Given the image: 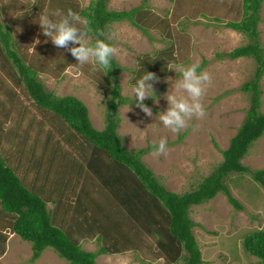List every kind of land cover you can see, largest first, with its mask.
I'll return each instance as SVG.
<instances>
[{"label":"rangeland","instance_id":"rangeland-1","mask_svg":"<svg viewBox=\"0 0 264 264\" xmlns=\"http://www.w3.org/2000/svg\"><path fill=\"white\" fill-rule=\"evenodd\" d=\"M61 1L0 0V20L2 23L10 24L11 48L14 51L17 52L16 47H18V52H24L28 61L35 60L33 57L36 52H40L39 56L44 54V60H51L47 72L39 73V79L45 89L56 95L70 94L82 100L88 107L91 123L100 130L105 126L113 75L111 80L110 76L106 78L102 71H92L91 65L81 67L66 49L56 46L53 50L49 49L53 46L50 44L52 42L43 35L37 22L42 10L49 13L55 10L61 12H64L63 9L69 10L70 2L73 0ZM75 1L80 8H84L93 0ZM242 1H106L109 10L142 7L146 12L147 17L143 25L148 35L128 20H122L111 22L103 32V39L117 49L113 60L119 66L117 76L120 94L126 102L118 106L117 110L120 117L118 125L120 138L128 150L145 149L146 154L142 158L144 163L170 191L176 193L188 191L211 173L222 161L221 150L227 148L230 138L236 134L245 119L250 104V94L242 90V85L253 78L255 61L246 57L229 59L220 56L247 43L245 35L225 26L229 21H239L242 18ZM59 4L65 6L61 7ZM80 17L84 20L82 16ZM260 17L258 29L264 47V1L260 8ZM86 39L94 43L97 37L87 34ZM171 45L174 47L172 56L175 58V62L171 65L189 66L198 63L201 66L203 63L202 69L198 72H207L210 76V83L206 86L203 97L206 115L202 119L190 120L188 126L178 134L166 129L158 118L160 112L168 107L165 94L174 90L168 78L172 81L179 80L178 71L176 73L174 69L167 67V73L158 76V81L152 82L155 100L148 98L144 101L152 109L151 117L136 106L132 93L143 56L149 55L153 58L157 51L169 49ZM4 53L0 50V87L2 88L0 120H4L3 115L6 113L8 119L5 124V136L3 133L0 143V156L12 158L15 155L17 174L23 178L28 187L33 185L35 191L42 190L43 192L39 194L48 201V198L55 193L59 195V191L67 189L56 183L60 176L57 161L61 156L53 157L50 150L55 140H57L55 147L57 144L65 147L66 140L63 136L69 131L50 113L40 112L23 87L15 86L11 78L7 77L6 69L8 68L9 75L13 69L11 63L10 66L5 64V60L8 59L4 58ZM71 58L73 60H70ZM65 60L70 62L65 63ZM28 61L27 64L30 62ZM260 87L262 90L260 111L264 113V71ZM12 88L15 90L13 92L15 97L11 96L9 89ZM7 90L9 92H5ZM31 117L33 129L29 130L30 134L34 132L36 135L38 129L44 128L40 136L45 139L49 132L52 133L49 150L41 155L43 160L39 165L40 169L37 170L38 176L31 175L33 161L28 159L32 155L33 144L23 140L25 126ZM56 124L60 125L62 132L58 131ZM162 138L167 140V152L159 156L154 155L152 145ZM72 141L73 147L78 146L77 139L72 138ZM72 146L69 145L70 148ZM36 154L40 155L41 150H37ZM11 158L7 161L8 165ZM50 158H52L51 162ZM78 159L81 157L78 156ZM241 162L250 170L264 168V134L248 148ZM224 182L234 198L242 205L240 209L230 204L223 193H218L209 201L193 205L189 209L193 234L201 252L200 264H260L258 258L245 251L243 240L248 233L264 228V186L254 181L250 172H232ZM79 188L80 186L73 184L71 190H66L67 193L63 194L62 199L59 196L54 197L57 201L61 200L59 203L48 207L56 225H60L66 233L70 231L84 249L94 251L109 241L101 235V240L97 243L96 239L100 238L98 235L91 237L90 231L80 233L79 230H73L76 228L75 222L78 221L73 213V205ZM0 222L5 226L0 227V232L7 233L6 242L0 241V249L4 250L0 253V264H67V261L59 257L51 247L45 248L38 259L31 261L30 242L21 239L15 233H9V228L5 225L7 221L0 219ZM118 222L117 230L129 231L123 221L118 220ZM131 238L138 245L137 247L117 253L119 255L98 256L96 264H163L167 261L152 238L145 235L142 237L141 233L136 232H131ZM116 242L120 247L123 240L118 238ZM177 264H182V261Z\"/></svg>","mask_w":264,"mask_h":264},{"label":"trees","instance_id":"trees-1","mask_svg":"<svg viewBox=\"0 0 264 264\" xmlns=\"http://www.w3.org/2000/svg\"><path fill=\"white\" fill-rule=\"evenodd\" d=\"M106 1L93 0L87 7L80 8L73 0L70 2L69 10L88 21L91 31L87 34L100 39H103V32L111 22L122 20H128L148 35L143 25L147 15L142 7L109 10ZM263 1H242V18L239 21H229L225 26L245 35L247 43L220 54L229 59L246 57L255 61L253 78L242 85V90L250 94V104L245 119L236 134L230 138L227 148L221 150L222 161L211 173L183 193L170 191L160 183L152 169L142 159L146 154L145 149L128 150L124 146L118 133L120 117L117 110L118 106L126 102L120 94L117 76L119 66L113 59L112 68L106 74V78L110 76V79L113 75L111 98L107 107L105 126L98 130L91 123L88 107L82 100L70 94L56 95L45 89L39 79V73L47 72L51 60H44V54L39 56L40 52H36L33 57L35 60L29 62L24 52H18V47H16L18 53L14 51L11 48L10 24L2 23L0 20V50L5 52L4 58L8 59L5 60V64L11 63L13 69L10 75L8 68L6 69L7 77L11 78L15 86L23 87L40 112L50 113L69 131L63 136L66 140L65 147L58 144L55 147L57 141L55 140L50 152L53 157L61 156L57 161L60 180L71 175L75 178L76 184L82 183L73 205V213L78 218L75 222L76 228L73 230H79L80 233L90 231L92 234L100 230L101 235L109 241L94 251L84 249L70 231L66 233L61 226L55 224L54 217L47 209L46 201L41 197L40 192L35 191L34 187H28L0 156V219L7 221L5 225L8 226L9 233H15L21 239L30 242L31 261L38 259L45 248L51 247L59 257L67 261V264H96V258L101 254L122 253L131 247H137L138 245L131 238V232H136L141 233L142 237L145 235L155 240L158 250L167 258L163 264H177L179 261H182V264L201 263V252L193 234V222L189 217L190 207L205 203L218 193H223L230 204L240 209L242 205L234 198L224 182L232 172H250L251 178L264 186V168L250 170L241 162L248 148L264 134V113L260 111L262 104L260 80L264 71V47L258 29ZM59 6L65 5L59 4ZM63 10L65 14L68 11ZM54 48V45L49 47L52 50ZM173 52L174 47L171 45L169 49L157 51L153 58L144 55L135 82L147 71L155 73L157 77L167 73L168 65L175 62ZM69 62L65 60V63ZM202 67L203 63L198 71ZM97 74L101 75V73ZM0 90L2 91L1 87ZM9 90L11 96L15 97L13 93L15 90L13 88ZM2 121L1 119L0 143L4 133ZM58 125L56 124L55 127L62 132ZM31 129H33L32 120L25 126L23 140L33 144L31 159L33 164H36L41 159V155L49 150L52 133L49 132L43 139L40 135L44 132V128L38 129L36 135L34 132L30 134ZM72 138L78 140V146H72ZM35 150H41V154L37 155ZM78 156L81 159H78ZM49 161L51 162L52 158ZM34 173L38 174V171L35 169ZM118 220L123 221L129 231L117 230ZM0 227L5 226L0 222ZM6 237V231L0 232V241L6 242ZM99 237L97 243L101 240L100 235ZM118 238L123 240L120 247L116 242ZM243 246L248 254L258 258L260 264H264V228L245 235ZM2 250L0 249V253Z\"/></svg>","mask_w":264,"mask_h":264},{"label":"clouds","instance_id":"clouds-1","mask_svg":"<svg viewBox=\"0 0 264 264\" xmlns=\"http://www.w3.org/2000/svg\"><path fill=\"white\" fill-rule=\"evenodd\" d=\"M37 22L43 35L57 48L69 51L81 67L91 65L92 71H102L105 75L111 70V61L117 54V49L100 38L90 43L86 39L87 33L91 31L88 21L82 20L77 13L72 10H68L66 14L61 11L49 13L42 10ZM199 67L198 63L189 66L168 65V69L179 72L180 79L172 81L168 78L174 90L165 94L168 107L160 112L158 118L163 126L174 134L185 129L193 118L202 119L206 115L203 97L206 86L210 83V76L207 72H198ZM158 80L159 77L155 73L147 71L132 88L136 106L149 117L153 115L152 109L144 101L148 98L155 100L152 82ZM152 148L154 155L166 154L167 140L160 139L153 143Z\"/></svg>","mask_w":264,"mask_h":264},{"label":"crops","instance_id":"crops-1","mask_svg":"<svg viewBox=\"0 0 264 264\" xmlns=\"http://www.w3.org/2000/svg\"><path fill=\"white\" fill-rule=\"evenodd\" d=\"M4 116V120L2 121V125H3V127H2V129H3V131H5V124H7L6 122H7V119H8V113H6V114H4L3 115ZM32 120V122H33V119L31 118V119H29L28 120V122H30ZM27 122V123H28ZM33 149V148H32ZM34 151V149L32 150V152ZM17 152H20V150H17ZM35 152H36V150H35ZM49 156V155H48ZM31 157H32V155L31 156H29L28 157V159H31ZM3 158L6 160V162L11 158L10 156L9 157H5V156H3ZM42 160H43V157L40 159V160H38L37 161V163L36 164H33V167L31 168V169H33L32 171L33 172H31V175H33V176H38V174H36V173H34L35 172V169L36 170H38V169H40V164H41V162H42ZM9 166L10 167H12L13 168V170L16 172L17 171V159H16V156L14 155L12 158H11V160L9 161ZM17 173V172H16ZM18 175V174H17ZM19 176V175H18ZM20 177V176H19ZM22 180H23V178L22 177H20ZM31 180H32V178L30 179V182H31ZM24 181V180H23ZM77 182H78V180H77ZM56 183H58V184H60V186H65V187H67V189H64V190H61V191H59V195L58 194H54L51 198H48L49 200L48 201H46L45 200V198L44 197H42L45 201H46V205H47V209L50 211V213L52 214V212H51V210H50V208L48 207L49 205H51V204H56L57 202L59 203L60 202V200H55L54 199V197H60V198H62L61 197V195H63V194H65V193H67L66 192V190H68V191H70L71 190V188H72V185L73 184H76V181H75V178H73L71 175L69 176V177H64V178H62L61 180L58 178L57 179V181H56ZM66 183V184H65ZM81 182L80 183H78V184H76V186H81ZM32 187H34L33 185L31 186V188ZM38 188H40V186L38 187ZM101 188V187H100ZM52 190V189H51ZM38 192H43L42 190H37ZM51 192H53V191H51ZM53 198V199H52ZM96 198L98 199L99 198V195L98 196H96ZM96 209V208H95ZM53 215V214H52ZM60 226V225H59ZM13 234V233H12ZM101 234H102V232H100V230L99 231H94L93 232V234H91V237H95V236H101ZM98 240V238L96 239V241ZM116 255H119V254H117V253H115ZM115 254H101V255H115ZM101 255H99V256H101ZM98 257V256H97Z\"/></svg>","mask_w":264,"mask_h":264}]
</instances>
